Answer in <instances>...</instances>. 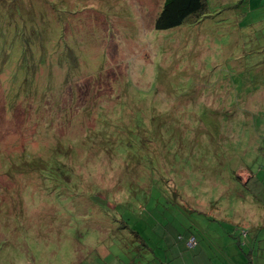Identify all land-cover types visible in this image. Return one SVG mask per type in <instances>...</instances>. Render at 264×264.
Here are the masks:
<instances>
[{
	"label": "rangeland",
	"instance_id": "1",
	"mask_svg": "<svg viewBox=\"0 0 264 264\" xmlns=\"http://www.w3.org/2000/svg\"><path fill=\"white\" fill-rule=\"evenodd\" d=\"M2 1L4 3L0 2V5L4 4L8 12L6 16H0V264H130L133 253L130 249L133 245L144 242L151 248L157 241H163L161 232L167 233L170 239L172 235L169 230L180 232L183 230L180 225L183 224V232L190 235L189 226L195 218L198 221L193 228L198 235L204 237L208 217H202L200 211H193L189 206L186 213H183L180 201H188L194 209L202 203L206 207L199 209L206 212L219 211L217 208L221 207V201H231V208L226 205L223 213L241 218H245L248 213H255V225L261 227L264 235V142L260 143V154L253 152L248 145L253 144L255 138L242 134L240 129L228 126L231 133L229 137L234 142L238 141L237 146L244 148L236 158L224 157L217 170L219 174L225 169H231L233 173L239 161L241 167L238 172L243 175V182H230L219 178L221 175L213 172L211 186H178L175 190L169 187L164 190L162 186L152 185L156 162H163L169 155L166 149L169 143L181 144L188 137L194 141L204 122L217 114L214 111L210 113L201 102L200 106L196 102H185L197 99L195 91L204 79L218 76V68L214 63L221 60L222 64L223 55L214 58L217 52L212 44V38L215 39L213 26L205 22L189 24V29H173L166 34V30H157L151 24V17L153 16L154 22L163 0H76L73 4L75 6L77 2L79 6L73 7L74 15L80 16L75 18L89 25L98 17L106 24L105 29L93 30L94 32L87 34L85 43L80 36L82 24L75 21V35L80 36L82 41L77 44L73 42L71 30L65 28L69 17L67 8L64 7L66 4L72 6V2ZM234 1L207 0V14L222 17L223 12L225 15L235 14L238 9H242L248 11L245 14L249 16L247 19L259 14L264 20V0H237L232 3ZM39 5L45 9L38 7ZM255 5L257 7L253 9L251 16L249 6ZM223 6L225 8L222 10ZM35 8L44 16L39 15ZM45 11L54 14V25L50 29L41 21L45 17ZM89 27L92 30V26ZM216 28L218 33L219 30H226L219 21ZM180 34H183L181 38ZM168 38H171L170 43L163 49ZM20 41L24 46H19ZM53 47L58 56L52 67L63 68L65 72L63 79L52 87L57 90L77 71H98L102 64L110 62L109 55H113L115 63L116 55L129 59L131 64L124 61L120 63L118 70L122 79L125 75L126 82L123 86L128 92L125 100L123 96L120 97L121 102L124 101L119 108L123 112L129 111L128 115L134 126L127 131L120 129V138L124 142L120 146L122 158L111 152L107 157L99 146L85 145L83 138L78 140L74 150L64 154L65 157H70L68 168L74 171L73 181L68 185L58 177L55 180L56 186L50 180L44 179L41 170L28 166L34 156L46 158L51 153L53 135L43 133L40 138L41 132L36 130L35 122L27 110L18 106L8 111L4 98L8 88L7 73L11 74L15 83L7 90L8 104L15 105L18 102L22 103L24 109L30 106L37 109L57 98L56 93L47 88L39 90L37 101L31 98L27 101L25 97L26 94L36 91L30 75L41 83L42 80L36 72L43 75L48 72L36 70L49 68L47 65ZM234 47L237 48L236 45ZM225 51L231 55L228 49L225 48ZM191 54H195L196 58L189 60L188 56ZM179 57H182V62ZM45 61L47 65H42ZM130 67L132 71H129ZM20 70L29 73L30 77H21L16 72ZM113 76L114 79L117 78L112 70L104 82H109ZM103 92L104 90H79L75 96L71 90H64L60 97L62 104L55 109L53 115L46 117L58 122L53 126V129L58 130L57 134L54 133L55 136H78L75 127L70 123L72 118L75 125L79 122L80 110L76 106H69L67 100L82 105L87 102L96 110L98 104L106 102ZM208 98L204 97V101ZM138 100L143 103L141 107L137 105ZM251 102L253 104L249 107L252 109L264 107L263 95L255 96ZM113 106L114 102L110 100L107 111ZM93 117H90L91 123L100 128ZM144 134L148 136L146 140L143 138ZM155 140H159L165 147H157L155 150ZM107 141L105 139L103 142L106 147ZM100 146L103 147L102 144ZM185 146L192 151L188 143ZM129 155L136 156L139 165L144 169V175H124L130 169V163L127 162ZM198 164H201V157L194 162V165ZM189 165L193 167L192 162ZM8 168L13 173L11 177L8 175ZM248 169L249 174L245 176ZM194 170L190 169L187 176L193 177ZM166 173L167 182L174 185L172 175L168 170ZM187 179L190 178L187 177L184 183ZM74 181L77 184L80 181L79 187L85 198L80 196L75 199ZM234 183L238 185L235 186ZM175 191L182 195L181 200ZM69 192L73 197L69 196ZM148 194L163 200L147 201L145 195ZM190 195L197 196L194 198ZM213 200H217V208H209V203ZM235 203L243 206L235 209ZM122 240L126 244H119Z\"/></svg>",
	"mask_w": 264,
	"mask_h": 264
},
{
	"label": "trees",
	"instance_id": "2",
	"mask_svg": "<svg viewBox=\"0 0 264 264\" xmlns=\"http://www.w3.org/2000/svg\"><path fill=\"white\" fill-rule=\"evenodd\" d=\"M67 1L70 3L72 2V6L70 4H66L64 7V9L67 8L66 13L69 17L67 19L69 23L65 25V28L70 29L73 33L74 43L77 42V44H80L82 42L79 39L80 36L86 43L85 38L87 34L94 32L93 30L106 28V24L102 22L98 17L89 25H85L84 23L79 21L77 18L80 15H74L75 9L73 8L79 5L76 2L74 6L73 2L76 0ZM77 1L80 2V0ZM236 1L237 0L232 3H235ZM0 2L4 3V1L2 0H0ZM236 5L239 6L238 3H236ZM38 7L43 8L41 5H39ZM255 7H257V5L249 6V12L251 13V16ZM224 8L225 7L223 6L222 10ZM7 12V7L4 4H1L0 16H6ZM45 12V17L41 21L45 22L47 24V27L50 29L54 25V14H52L50 11ZM207 12V0H163L161 1L159 11L155 15L154 22L153 16L151 17L152 26L154 25L155 29L157 30H166V34L173 29L175 31L181 30L183 28L189 29V24H201L205 22L208 25L213 26L215 28V39L212 38V44L214 45L217 52L214 58L219 57L221 54L223 55L222 64L221 60H216V62L214 63L215 67L218 68V76L214 75L212 77H207L206 79H204L203 82L199 86H197V89L195 91L197 99L185 101L189 104L196 102L197 106H200L199 103L201 102L202 105H205L203 107L208 109L210 113L214 111L217 112V114L215 113L212 116L210 115L211 117L208 118V121L204 120L205 122L202 125V130L196 136V139H194V141L191 140L190 137H188L182 140L181 144L173 145L169 143L166 149L167 154H169L170 156L168 155L163 162H156V173L154 179L152 180V185L162 186L164 187V190L167 187L175 190L178 186L179 188H185L187 186H190L191 188L192 186H204L206 184H209L211 186V183L213 182V172H216L215 175H221V177L219 178H225L227 181L231 182V180H233L235 183L243 182L244 178L242 179V176L238 175V170L241 167L239 161L237 162L233 173L231 172V169H225L221 171V174H219L217 170L219 165L223 163L222 160L224 157L236 158L244 148V146H237L236 143H238V141L234 142L231 140V138L229 137L231 133L228 130V126H231L234 129H240L242 134L244 133L246 135H251L253 138H255V140L253 139V144L248 145V147L253 152L258 154H260L262 151L260 150V143L264 142V107H257L256 109H252L249 106L253 104L251 100L255 96L263 95L264 98V20L262 19V15L259 14H254L252 19H247L249 16L245 14L248 13V11H244L242 9H238L235 14L229 13L225 15V12H223L222 17H216L214 14H207ZM39 15L44 16L42 13H39ZM75 21L81 22L82 24V26L80 27V36L75 35ZM217 21H219L226 30H219L218 33L216 28ZM36 23L38 24V21ZM89 26H92V30ZM182 36L183 34H180L179 38H181ZM168 39L169 40L166 41L165 47L163 49H165L166 45L170 43L171 38ZM215 42L217 43V45ZM231 43L233 45V49H231ZM18 44L19 46H24V43H21V41L18 42ZM235 45L237 46V48L234 47ZM112 48L113 50L115 49L114 45ZM225 48L230 51L231 55L226 54ZM53 49L54 50H50L51 55L49 64L47 65L46 61L44 62V64H42L49 66V68L42 67V69L36 70H48V72L44 75L40 72H36V75H38L42 80L41 83H38V81L29 73H27V75L22 70L16 72H18L19 75L21 77H24L25 79H28L30 76L32 77L33 86L36 91L30 95H25L27 101L30 100L29 98L37 101L39 98V90L41 88H47L48 90L55 92L57 98H55L54 101H49L45 104V106L37 109H34L31 106L27 109H24L22 103L18 102L15 105L8 104L6 102L7 90L15 85V83L11 79L10 73H7L8 88H6L5 90L4 98L5 106L8 111L11 109H16L18 106L23 110H27V113L31 115L35 122L34 126L36 130L38 132H41L39 134L40 138L42 137L43 133H51L54 137V141L50 146L52 148L51 153L46 155V158H35L34 156L32 162L28 166H31L30 168L33 167L35 169L41 170L43 172L44 179L55 181L59 177L65 184L69 185L73 181L72 173L74 171L68 168V159L70 157L67 158L64 156V154L66 152L71 153V151L74 150V146L78 140L83 138V142L85 145L99 146V148L107 154V157L110 156L109 152H111L113 155L114 153H117L116 156L121 157L120 146H122L124 142L120 138V129L123 128L127 131L131 130V128H134L131 123V118L128 115L129 111L127 110L126 112H123L119 108V105L125 100V95L128 92L127 89H124L123 86L126 82L125 75L123 76L124 79H122V76L118 70L120 63L124 61L129 62V59H126L122 55H116L114 57H116L117 63H115L112 59L113 55H109L110 62L108 64H102L98 71L88 72L86 69L77 71L75 74L69 76L64 81V85L62 86V88L57 90L53 89L52 87L63 79L65 72L63 68H59L57 66L52 67L53 64H56V58L58 56L55 47H53ZM181 58L182 57H179L180 62H182ZM195 58V54H191L190 56H188L189 60ZM61 63H63L66 67L65 62L62 61ZM2 70L4 69H1V71ZM112 70L118 80L117 78L114 79L113 76V78L109 82H104L107 80ZM129 71H132L131 67L129 68ZM129 71L125 70L126 73H129ZM119 86L123 87L117 89V87ZM64 90H71L72 95L75 96L79 90L82 92L104 90L103 98H105L106 102L98 104L96 110H94L93 107H90L89 103L87 102H85L86 105H82L80 103L77 104L74 101L67 100L69 106H76L80 110L78 116L79 122L75 125L72 118V121L70 123L75 127V131L78 134L77 137H64L62 135L55 136V134L58 133V130L53 129V126L58 122L51 121L46 118L49 114L53 115L55 109H57L62 104L60 102V97ZM121 96H123L124 98L122 102L120 99ZM206 96H208L209 98L207 99V101H204V97ZM110 100H113L114 106L107 111V105ZM142 104L143 103H140L139 100L137 101V105H139V107H141ZM219 107H221L220 110H218ZM91 115L94 116L93 118L100 128L94 126V124L91 123ZM143 119L147 120L146 117H143ZM247 126L250 127L247 128ZM159 127H157V129ZM258 128H260V132H258ZM147 137V134L143 135V138L145 140L147 139ZM105 139H108V148L103 144ZM186 143H188L192 151H189V149L185 146ZM231 143H234V145L231 146ZM100 144H102L103 147H101ZM153 144L156 146L155 150L157 147H165L161 145V142L159 140H155ZM225 144L227 146H225ZM200 157L201 164L194 165V162L200 159ZM206 160H208L209 162L206 163ZM127 162L130 163V169L128 170L127 174H125L124 172V175L133 173L135 175H137L138 173L139 176H141V174L144 175V169L141 165H139L136 156L131 157L129 155L127 157ZM190 162H192L193 167H190ZM190 169H195L193 177L187 176V172H189ZM8 170V175L9 177H11L13 173L10 171V168H8ZM167 170L174 179V185H171L167 182ZM187 177H189L190 179H187L186 183H184ZM235 183V186L238 185ZM74 185H76L74 187L76 190L74 195L75 199L80 196L85 198L82 189L79 187L80 181L78 182V184L77 181H74ZM1 186L2 185L0 184V187ZM177 195L179 196V200L183 198L182 195H179L178 193ZM69 196L73 197L71 192H69ZM196 196L197 195H190V197L194 198ZM145 197L147 201L163 200V198H160L158 196L154 198L151 194H148L147 196L145 195ZM124 199L130 200L126 198ZM167 199L168 198H166V201H168ZM132 201L135 200L132 199ZM216 201L217 200L210 201L209 208H211L212 206L216 207ZM226 205L231 208V201H228V203H225V201H221V207H216L217 209H219V211L214 210L213 213L206 212V210L203 209H199V207H206V205H202V203L201 205H199V207H196V209H194L188 204V201H180V206L183 213H186V210H188L186 208L189 206L193 211H200L202 217L204 215L209 219L204 237H198L196 230L193 228L198 221L197 218H195V220H192L189 228L190 231L193 232L191 233V236L193 235L195 237V242L192 246H190L187 242L189 239L188 238L185 242L187 247H201L202 245H207L209 243H216L220 240L221 236L224 239L229 233H236L240 230L238 225L232 223L234 222V220L231 218V216L223 213L224 207ZM240 206L241 204L236 203L234 205L235 209H238ZM171 218L174 217L171 216ZM180 221H182L181 217ZM20 222H22V220H20ZM169 233L172 235L173 231L169 230ZM181 237L183 236L181 235L179 238ZM166 239L170 241H166ZM251 241L257 242L256 237H254V239H252ZM260 241L261 239H258V242ZM119 244H126V241L122 240L119 242ZM246 244L250 246L247 239ZM172 245V236L170 239L167 237L165 238V241L163 240L155 243L151 248H148V246H146V243L144 242L139 245L135 244L130 249L131 251H133L130 258V264H171L174 260V256L170 251ZM246 249L247 247H245L243 243V250L245 251ZM123 264L126 263L124 262Z\"/></svg>",
	"mask_w": 264,
	"mask_h": 264
},
{
	"label": "crops",
	"instance_id": "3",
	"mask_svg": "<svg viewBox=\"0 0 264 264\" xmlns=\"http://www.w3.org/2000/svg\"><path fill=\"white\" fill-rule=\"evenodd\" d=\"M248 174L249 171L246 175ZM254 216L255 213H248V215H245V218L231 215V218L234 220L232 223L241 228L238 232L229 233L224 239L221 236L220 240L216 243H209L201 247L195 246L193 248L187 247L185 243L191 234L188 235L187 232H183L184 224L180 225L183 230L177 233L173 232L172 234L173 245L170 251L174 256V260L171 264H264V235L260 230L261 227L255 225ZM244 227L249 229L246 236L242 232ZM154 229L158 230L157 228ZM161 233L165 241V238L168 236L165 232ZM179 234H182L183 237L179 238ZM241 235L243 240L241 239ZM254 237H256L257 242L251 241ZM246 239L249 241L250 246L246 244ZM258 239H261V241L258 242ZM166 241L170 240L166 239ZM243 243L247 247L245 251L243 250Z\"/></svg>",
	"mask_w": 264,
	"mask_h": 264
},
{
	"label": "clouds",
	"instance_id": "4",
	"mask_svg": "<svg viewBox=\"0 0 264 264\" xmlns=\"http://www.w3.org/2000/svg\"><path fill=\"white\" fill-rule=\"evenodd\" d=\"M238 175H239V176H243V175L241 174V172L238 173ZM245 176H247V175L245 174ZM50 181L56 186V182H55L54 180H50ZM248 230H249V229H247L246 227H244V228L242 229V232H243V235H244V236H246ZM192 236H193V235H192ZM192 236H190V237H192ZM190 237H189V239H190ZM189 239H188V241H189ZM188 241H187V242H188Z\"/></svg>",
	"mask_w": 264,
	"mask_h": 264
},
{
	"label": "built area",
	"instance_id": "5",
	"mask_svg": "<svg viewBox=\"0 0 264 264\" xmlns=\"http://www.w3.org/2000/svg\"><path fill=\"white\" fill-rule=\"evenodd\" d=\"M194 242H195V237H194V236L190 237V239H189V241H188V244H189L190 246H192V245L194 244Z\"/></svg>",
	"mask_w": 264,
	"mask_h": 264
}]
</instances>
